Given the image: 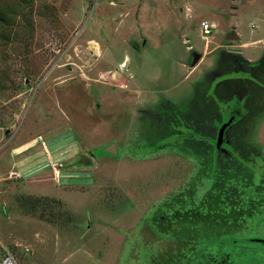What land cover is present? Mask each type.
I'll list each match as a JSON object with an SVG mask.
<instances>
[{"label": "rangeland", "instance_id": "obj_1", "mask_svg": "<svg viewBox=\"0 0 264 264\" xmlns=\"http://www.w3.org/2000/svg\"><path fill=\"white\" fill-rule=\"evenodd\" d=\"M34 20L0 37V254L264 264V0H35ZM232 113L234 165L212 152Z\"/></svg>", "mask_w": 264, "mask_h": 264}, {"label": "trees", "instance_id": "obj_2", "mask_svg": "<svg viewBox=\"0 0 264 264\" xmlns=\"http://www.w3.org/2000/svg\"><path fill=\"white\" fill-rule=\"evenodd\" d=\"M45 12L48 14L50 13V9L48 8V6H46ZM34 13L35 0H0V22L4 28V32L0 34V37L6 40L9 39L7 29L12 28L15 25V22H18L19 19L22 21L25 31L28 32L30 36H32L35 30ZM228 52L231 54L235 53V51L231 50H228ZM236 53L239 52L236 51ZM17 202L20 208L25 213L42 218L44 220L57 222L60 216H63L65 221H69V219L71 218L68 211L61 208V202L56 199L48 197L20 195L17 197ZM54 202L57 204H55ZM241 209L239 208L238 211H240ZM173 250H175V247L173 248ZM168 251H170L171 253V247L168 248ZM226 257L228 256L225 255L224 259L228 262H231L230 256L228 258ZM185 258H187V255L185 253H180L176 261H173V259H171L168 264H187Z\"/></svg>", "mask_w": 264, "mask_h": 264}, {"label": "flooded vegetation", "instance_id": "obj_3", "mask_svg": "<svg viewBox=\"0 0 264 264\" xmlns=\"http://www.w3.org/2000/svg\"><path fill=\"white\" fill-rule=\"evenodd\" d=\"M192 51H194V50H192ZM197 51H195V53H196ZM191 59H192V61L194 60V58L193 57H191ZM232 118H233V121H232V123L229 125V126H227V128L225 129V131H224V139H223V143H222V145L220 146V147H217L216 146V150L215 149H213L212 150V152L217 156L218 155V153L222 150V148H226V147H228V148H226V151H224V152H222L221 153V155L222 156H224L227 160L228 159H231L232 161H233V165L235 164V158L236 157H234V152H236V148H237V146H236V144L234 143L235 141H234V134L232 133V131H231V127L234 125V123H235V121H236V118H237V114L236 113H232ZM225 123V122H224ZM223 123V124H224ZM222 124V125H223ZM221 128V127H220ZM220 128H218V129H216V132H215V130H214V137H215V140L216 141H218V135H219V130H220ZM188 136V135H187ZM206 146L209 148V150L208 151H210L214 146L210 143H207L206 144ZM205 146V147H206ZM231 146V147H230ZM218 157H219V155H218ZM224 159V158H223ZM237 161V160H236ZM264 200V199H263ZM250 206V205H249ZM245 224H243V226H244ZM225 255L226 256H228L229 257V254H224L223 256H222V260H220V259H209L208 261H206V264H225L226 262H225ZM228 257H226V258H228ZM199 264V263H198Z\"/></svg>", "mask_w": 264, "mask_h": 264}, {"label": "built area", "instance_id": "obj_4", "mask_svg": "<svg viewBox=\"0 0 264 264\" xmlns=\"http://www.w3.org/2000/svg\"><path fill=\"white\" fill-rule=\"evenodd\" d=\"M213 27L214 25L210 21H203L201 23V30L203 37L207 38V35L211 33V28ZM123 87L128 88V83H125ZM60 165L61 164L54 165V169L57 175H59ZM0 264H18L15 254L6 246L5 247L3 246L2 248V253L0 254Z\"/></svg>", "mask_w": 264, "mask_h": 264}, {"label": "water", "instance_id": "obj_5", "mask_svg": "<svg viewBox=\"0 0 264 264\" xmlns=\"http://www.w3.org/2000/svg\"><path fill=\"white\" fill-rule=\"evenodd\" d=\"M232 37H235V38H238L239 36H232ZM201 57V54L197 53L194 55V60H193V64H195V62L198 60V58ZM233 121V118H230L227 122H225L220 130H219V135H218V141H217V147H220L223 143V139H224V131L225 129L227 128V126H229ZM106 151L110 152V153H113V154H117V149H116V146L114 144L110 145L109 147H107ZM83 160H85V162H88L89 163V160L88 158H84ZM257 240H260V241H264V239H257Z\"/></svg>", "mask_w": 264, "mask_h": 264}, {"label": "crops", "instance_id": "obj_6", "mask_svg": "<svg viewBox=\"0 0 264 264\" xmlns=\"http://www.w3.org/2000/svg\"><path fill=\"white\" fill-rule=\"evenodd\" d=\"M201 57H202V54H201ZM201 59H202V58H201ZM201 59H200V60H201ZM198 64H199V63H198Z\"/></svg>", "mask_w": 264, "mask_h": 264}]
</instances>
